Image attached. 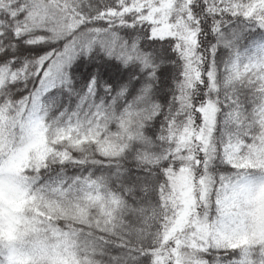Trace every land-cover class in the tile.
I'll use <instances>...</instances> for the list:
<instances>
[{
  "label": "snow or ice",
  "instance_id": "6c2138e0",
  "mask_svg": "<svg viewBox=\"0 0 264 264\" xmlns=\"http://www.w3.org/2000/svg\"><path fill=\"white\" fill-rule=\"evenodd\" d=\"M0 264H264V0H0Z\"/></svg>",
  "mask_w": 264,
  "mask_h": 264
}]
</instances>
